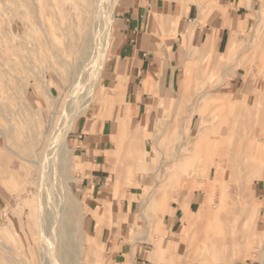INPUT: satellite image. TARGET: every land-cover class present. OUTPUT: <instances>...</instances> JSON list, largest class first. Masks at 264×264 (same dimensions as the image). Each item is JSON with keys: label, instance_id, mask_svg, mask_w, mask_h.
Returning <instances> with one entry per match:
<instances>
[{"label": "rangeland", "instance_id": "rangeland-1", "mask_svg": "<svg viewBox=\"0 0 264 264\" xmlns=\"http://www.w3.org/2000/svg\"><path fill=\"white\" fill-rule=\"evenodd\" d=\"M166 1L184 7L193 2L199 6L205 3V0ZM95 2L0 0V128L6 132V140L0 135V264H29L21 262L20 248L34 264H79L78 258L87 248V234L99 260L94 264H106L109 252H116L109 249V244L117 248L120 242L130 244L132 249L138 246L146 254V264H264V179L258 175L264 170V163L257 164L252 154L242 153L239 148L246 135L264 148L257 138L258 132L264 130V0L255 6L253 23L244 40L234 43L241 56L224 62L219 75L206 72L207 67L203 69L201 65L203 59L195 62L196 77L190 82H196L188 93L180 94L183 97L180 102L188 101L189 107L176 106L169 136H165L166 121L154 125L162 136L157 143L152 140L147 151L139 120L124 105L118 111L120 103L116 96L128 80L125 74L119 75L114 70L112 58L118 27L115 18L121 0H112L114 41L99 71L95 69L97 54L89 53L95 44L100 14ZM158 17L155 12L154 20ZM173 24L175 30L176 21ZM145 39L148 36L138 41V45ZM183 75L190 78L191 74ZM236 76L244 81L245 88L240 92L244 100L250 98V106H245L244 111L235 108L227 117L221 106L204 117L201 110L218 93V86ZM120 112L122 126L118 129V117H114ZM73 114L74 126L66 133V144L55 145L52 142L55 134ZM194 114L199 118L192 122ZM86 123H92L94 129L104 125L106 134H102L109 139L107 149L102 151L109 161L107 166L100 167L109 182L99 190L103 205L92 208L105 217L104 203H107L109 220L95 238L92 233L96 222L91 212L81 206L83 200L88 205L92 201L86 195L85 184L81 185L84 159L72 144L77 133H87ZM206 124L212 129L210 133L203 131ZM217 128L218 146L224 150L221 158L229 180L220 190L218 212H193L192 219V212H184L186 226L182 235L188 238L180 246L174 243L178 240L175 235L166 237L169 212L158 200L178 194L184 179L206 178L205 156L215 144ZM240 130L245 134L243 138L237 134ZM110 132L114 134L109 135ZM31 142L33 147L29 146ZM13 151L37 161L28 177L34 183L27 182L26 169ZM58 151L70 152L66 165L62 164ZM129 151L135 155L133 161L129 159ZM239 162L252 167L239 169ZM253 179L260 180L259 190L252 184ZM129 191L140 193L134 199L133 211L112 212ZM30 193L39 197V208L44 210L43 218H47L41 233L20 213L23 209L20 197ZM253 207L258 208L255 217ZM233 209L244 212H231ZM8 224L18 241L5 236L3 231ZM253 230L257 232L255 235ZM209 238L211 243H205ZM157 244L160 248H156Z\"/></svg>", "mask_w": 264, "mask_h": 264}, {"label": "crops", "instance_id": "crops-1", "mask_svg": "<svg viewBox=\"0 0 264 264\" xmlns=\"http://www.w3.org/2000/svg\"><path fill=\"white\" fill-rule=\"evenodd\" d=\"M258 2L259 0H205L201 6L193 2L184 7L166 0H121L115 18L118 27L112 58L114 70L119 75L125 74L128 80L120 88L121 94L116 96L120 103L118 111L124 105L130 115L139 120L146 151L147 147H151L152 140L157 143L162 136L154 130V125L158 121H166L165 136H169L176 106L182 104L189 107L188 101L180 102L183 98L180 94L188 93L196 82H190L191 78L196 77L195 62L203 59V69L207 67L206 72L219 75L224 62L242 55L234 43L244 40V34L253 23L254 8ZM155 12L159 14L157 20L153 18ZM173 20L177 23L175 30L171 24ZM140 33H147L148 39L138 45ZM184 72L190 73V78L184 77ZM244 88V81L239 76L222 81L218 86V93L214 98H209L202 108L203 116L207 118L212 110L221 106L224 117L235 108L237 111H244L245 106H250V98L244 100L241 95L240 91ZM225 99L229 102H224ZM114 118L118 120L119 129L122 126L121 112ZM198 118L199 115L194 114L191 121ZM206 126L203 131L210 133V125ZM84 129L87 133H77L72 144L77 149L78 156L84 159V180L81 185L85 184L86 195L92 198L93 202L90 199L89 207L96 209L103 205L99 190L105 182H109L107 175L102 172L104 168H100L107 166L109 161L102 153L107 149L109 139L103 135L106 134L104 125L94 129L92 123H86ZM237 134L242 138L245 136L242 130ZM220 135L222 133L219 132ZM251 137L246 135L242 139L240 151L264 159V148L256 149V142ZM257 138L264 144V130L258 132ZM214 141L215 144L205 156L206 178L184 179L178 194L172 193L158 200L160 206L167 208L169 212L166 237L175 235L178 240L174 243L180 246H184L188 238L182 235V228L186 226L183 221L184 212H218L220 190L223 183L229 180V172L221 158L224 150L218 146V128ZM110 149L114 150L113 145ZM144 154L143 150L141 155ZM238 164L237 168L243 170L252 167L243 162ZM252 184L260 189V180L253 179ZM137 196L140 193L129 191L118 209L112 208L111 211L132 212ZM106 199H109L108 196ZM231 212L244 211L233 209ZM137 248L138 246L132 249L126 242H120L117 248L110 243L109 249H116V252H109L106 264H146V254ZM156 248L160 246L157 244Z\"/></svg>", "mask_w": 264, "mask_h": 264}, {"label": "bare ground", "instance_id": "bare-ground-1", "mask_svg": "<svg viewBox=\"0 0 264 264\" xmlns=\"http://www.w3.org/2000/svg\"><path fill=\"white\" fill-rule=\"evenodd\" d=\"M98 1L99 0H96V2H95L96 5L99 6L98 8H96L97 11H98V14L100 13L99 16H98V22H97V25H98L97 32L94 34V37L96 36L95 37L96 40H95V44L92 45L91 50L89 51V53L92 54V55L94 53L97 54V56L95 58V63H96L95 69H97L99 71L100 69H102L103 63L106 60V58H108L109 48H110L112 42L114 41V38L112 36V22H111V16H112V13H113L114 3L112 2V0H109V1L106 0L107 3L104 2L105 3V6H104L102 4L103 0H101V2L99 1L100 4H97ZM171 24H172V27L174 28L173 21L171 22ZM147 36H148L147 33H140L139 36H138V41H142ZM91 42H92V40H91ZM92 44H93V42H92ZM77 114H79V113H77ZM75 116L76 115L73 114L72 117L68 120L69 122L67 121L68 122L67 125L64 124L65 126L63 125L64 127L60 131H58L57 134H55V137L53 138V141H52L55 145H60L61 146V145H65L66 144L65 143V136H66V133L73 128L74 121H75ZM0 135L2 136V138L4 140H6V132H5V130H3L1 128H0ZM29 146L33 147L34 143H32V142L29 143ZM256 146H257L256 149L263 148L262 145H260L258 143L256 144ZM59 151H58V154H59V157H60V159L62 161V164L66 165L65 162H66L67 158L70 156V152L66 154V153L59 152ZM129 153H130V151L128 152V155H129ZM15 156L21 160V167L26 169V174H25L26 177L25 178L27 179V182L28 183H34V181L31 180V178L29 179L28 177L32 175V171L34 170L33 168L37 164V161L34 158H31V157H28V156H24L23 154H20V153H15ZM129 159L133 161L135 159V155L131 154ZM254 160L259 165H262L264 163V159H262L261 157H258V156H254ZM79 164L82 165V162H80ZM42 173H44V172H42ZM49 174H50V172H49ZM129 174L132 175L131 172H129ZM258 175H259V177L264 179V170H260ZM46 177H49V176L46 175ZM44 179H45V177H44ZM210 189H209V191H210ZM30 194L31 195H29V194L21 195V197H20V200H21L20 201V205H21V207L23 209H22V212H20V213L22 215H24L26 217V219H28L31 222V226L33 227V229L36 232L41 233L40 232V228L42 226H46L45 224L43 225V221H45L44 219L47 220V218H43V213H44L43 211L44 210H40V208H39V205H41V204H39V197L38 198L36 197L37 196L36 193H30ZM40 200H41V202H43V193L41 194ZM81 206L83 208H86L87 210H89L91 212V215H92L93 219L96 222V227H95L94 232L92 233L93 234L92 236L94 238L97 235L99 236L101 234V232H102L103 223H105V221L107 222L109 220V218L107 217V214H109V209H110L109 205L107 203H104V212H105V215H106L105 217L102 216V215L96 214V210H93L92 208L89 207L87 200H83ZM257 212H258V208L257 207H253V216L254 217L256 216ZM193 216H194V213L192 212L191 213V219L193 218ZM220 219H221V216H220ZM221 220H223V218ZM19 223H20V220H19ZM222 229H224V228H222ZM41 230H42V228H41ZM21 231L24 233V231L22 229H21ZM3 232H4L5 236L7 238H9L10 240H12L13 242L18 241L15 233L13 232L12 227L9 224H8V227L6 229H4ZM222 232H224V231H222ZM256 233L257 232H255V230H253V235H255ZM223 235H224V233H223ZM209 236L211 237V234ZM210 239L211 238L205 240V243H207V244L211 243V241H209ZM85 241L87 243V248L79 256V258H78L79 259V264H94V263L98 262L99 260L96 259V252H94L95 250L93 251L91 249L90 241H92V240H91L89 234H87V236L85 237ZM15 248L18 249L17 246H15ZM12 250H14V249L12 248ZM18 251H19V254H22L21 256H23V257H21V259H23L21 262L34 264L32 259H30L29 257H26V256L23 255L25 253L24 250H22L20 248V249H18ZM41 261H42V259H41ZM77 263H78V261H77Z\"/></svg>", "mask_w": 264, "mask_h": 264}]
</instances>
